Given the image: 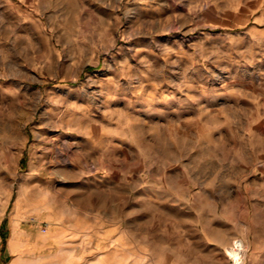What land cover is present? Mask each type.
<instances>
[{"label":"rangeland","instance_id":"374dc122","mask_svg":"<svg viewBox=\"0 0 264 264\" xmlns=\"http://www.w3.org/2000/svg\"><path fill=\"white\" fill-rule=\"evenodd\" d=\"M257 1L0 0V264H75L65 227L96 219L93 264H233L235 239L264 264Z\"/></svg>","mask_w":264,"mask_h":264},{"label":"crops","instance_id":"0c3cea01","mask_svg":"<svg viewBox=\"0 0 264 264\" xmlns=\"http://www.w3.org/2000/svg\"><path fill=\"white\" fill-rule=\"evenodd\" d=\"M256 2L255 8H258V1L254 0ZM223 2H226V0H218V4H221ZM187 6H189V3L187 2ZM189 10L193 11L192 7H188ZM172 10L169 8V5L164 3L162 4V9L159 12L157 10V13L155 14L156 19H164L168 17L171 14ZM162 93H161V100L165 101V104L167 107H172L174 106L173 104L176 103L178 99V87L175 86L174 88L169 89V87H163L162 88ZM182 93L186 94L188 102L190 101V105L193 107L194 104V96H195V89L193 87H186L185 89L181 90ZM260 183V182H259ZM247 190V189H246ZM256 194L253 195V197L250 195L252 194L251 191H245L246 194L249 195V201L251 203H256L255 211H256V217L264 218V184L261 185V187L255 191ZM245 201L246 198H245ZM188 231L190 232L187 236V241L193 243L195 239V234H194V217H191L188 224H187ZM64 235L67 237L66 241H71V242H78L74 247L76 250H78V261L82 259L83 257V252L87 251L90 249V257L92 264L95 263L94 261L98 259L99 255V244H100V237H99V228H98V221L97 219L93 222L91 221L90 229L88 230L87 227L83 226H77V227H65L64 230ZM88 235H89V245H88ZM168 237L166 234L162 235L161 241L162 243H167L168 242ZM173 240V238L171 239ZM105 242H108L109 245H116V246H121L122 250H129V239L127 235H125V231L123 230L122 232L119 231H113L109 233V235L104 239ZM106 244V243H105ZM78 261H76L78 263ZM75 263V264H77ZM80 264V262H79Z\"/></svg>","mask_w":264,"mask_h":264},{"label":"built area","instance_id":"2783aa9c","mask_svg":"<svg viewBox=\"0 0 264 264\" xmlns=\"http://www.w3.org/2000/svg\"><path fill=\"white\" fill-rule=\"evenodd\" d=\"M231 251L233 256H229L233 264H242L246 250L244 249V244L241 239H235L231 244Z\"/></svg>","mask_w":264,"mask_h":264},{"label":"bare ground","instance_id":"6f19581e","mask_svg":"<svg viewBox=\"0 0 264 264\" xmlns=\"http://www.w3.org/2000/svg\"><path fill=\"white\" fill-rule=\"evenodd\" d=\"M21 232V231H20ZM26 233V232H25ZM13 234V233H12ZM30 233H28V235H29ZM228 254L230 255V256H233V253H232V251H231V246L229 247V249H228ZM28 264H31V262H29ZM36 264V263H35Z\"/></svg>","mask_w":264,"mask_h":264}]
</instances>
